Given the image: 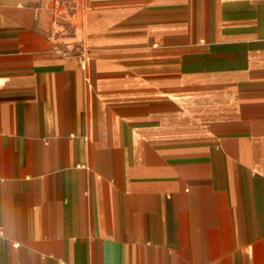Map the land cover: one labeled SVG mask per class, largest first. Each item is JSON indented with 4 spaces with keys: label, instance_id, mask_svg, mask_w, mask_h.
<instances>
[{
    "label": "crops",
    "instance_id": "0c3cea01",
    "mask_svg": "<svg viewBox=\"0 0 264 264\" xmlns=\"http://www.w3.org/2000/svg\"><path fill=\"white\" fill-rule=\"evenodd\" d=\"M0 264H264V0H0Z\"/></svg>",
    "mask_w": 264,
    "mask_h": 264
},
{
    "label": "built area",
    "instance_id": "2783aa9c",
    "mask_svg": "<svg viewBox=\"0 0 264 264\" xmlns=\"http://www.w3.org/2000/svg\"><path fill=\"white\" fill-rule=\"evenodd\" d=\"M61 1H62V0H57V3L60 4ZM57 28H58V23H57ZM57 30H58V29H57ZM88 51H89V49H88L87 47H84V51H83L82 56H83V57H86L87 54H88Z\"/></svg>",
    "mask_w": 264,
    "mask_h": 264
}]
</instances>
